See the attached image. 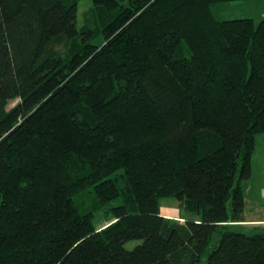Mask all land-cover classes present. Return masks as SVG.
<instances>
[{"label":"trees","instance_id":"trees-1","mask_svg":"<svg viewBox=\"0 0 264 264\" xmlns=\"http://www.w3.org/2000/svg\"><path fill=\"white\" fill-rule=\"evenodd\" d=\"M80 1L0 0V264H264V16L92 0L79 27Z\"/></svg>","mask_w":264,"mask_h":264},{"label":"rangeland","instance_id":"rangeland-1","mask_svg":"<svg viewBox=\"0 0 264 264\" xmlns=\"http://www.w3.org/2000/svg\"><path fill=\"white\" fill-rule=\"evenodd\" d=\"M92 0H81L79 2V17H78V26L82 27L85 23L89 22L93 25V20L95 16H91L88 12L92 9ZM214 14L219 19H232V18H242V17H252L259 21L264 16V0H242V1H232L225 3H217L212 6ZM96 28V26H93ZM13 106V104L11 105ZM259 138V137H258ZM256 151V150H255ZM260 148L254 153V183H244L245 190L253 186L252 196L255 199H264V162L260 158ZM263 175V176H262ZM253 176V175H252ZM252 178V177H251ZM250 178V179H251ZM259 186L262 187L263 195H261ZM161 211L164 215L169 217L176 218L178 220L184 221L186 218L194 217L191 213L187 212L185 209L181 208L178 201L173 198H168L161 200ZM95 224L102 228L111 222L112 219L108 217L106 210H101L96 212ZM264 216L257 217L252 212H249L247 215V220L244 224H247L248 227H253L255 225L264 226ZM137 244L136 241H131L126 244V247L132 248Z\"/></svg>","mask_w":264,"mask_h":264},{"label":"crops","instance_id":"crops-1","mask_svg":"<svg viewBox=\"0 0 264 264\" xmlns=\"http://www.w3.org/2000/svg\"><path fill=\"white\" fill-rule=\"evenodd\" d=\"M258 148H260V151H261L260 152V156H261L260 158L264 162V132L260 133L256 136V151ZM253 163H254V159H253ZM254 178H255V175H254V164H253V176L251 179L247 180L245 183H254L253 182ZM253 188H254L253 186H250L245 190V197H246L245 217H246V221H248L247 215L249 212L254 213L255 215H257V217H259V215L261 217L264 216V199H263V197H262V199H259V200L255 199L252 196ZM259 190H260L261 195H263L261 186H259ZM260 219L262 221L264 220L262 218H260Z\"/></svg>","mask_w":264,"mask_h":264}]
</instances>
